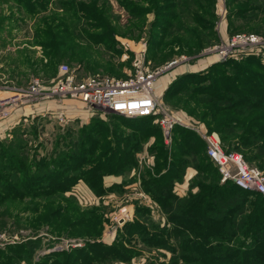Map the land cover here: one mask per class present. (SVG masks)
<instances>
[{
    "label": "rangeland",
    "instance_id": "obj_1",
    "mask_svg": "<svg viewBox=\"0 0 264 264\" xmlns=\"http://www.w3.org/2000/svg\"><path fill=\"white\" fill-rule=\"evenodd\" d=\"M40 1L37 12L33 13L26 10V3L19 6L14 0H0L3 4L0 8V97L26 88L34 78L49 82L57 76L61 65H67L77 78H124L144 65L160 70L155 82L160 109L171 112L181 123L165 141L158 127V132L143 139L132 134L129 123L88 111L79 102L66 103L65 119L56 117L53 111L58 107L51 102L10 109L7 117L0 118V143L5 146L12 142V150L21 147L18 158H24V154L36 161L42 157H58L61 147L67 145L70 149L85 136L96 148L76 154L82 158L97 157L102 170L93 175L95 181L90 186L86 180H76V176L70 180L68 190L61 193L54 189L38 194L45 187L21 186L20 180L14 182V191H17L13 193L0 184V190L4 191L0 195V233L10 239L0 245V264H170V258L175 255L173 248L178 251L177 238L162 240L159 238L162 232L154 230L157 227L152 225L163 224L165 213L144 191L141 177L153 174L161 177L176 159L183 160L173 146L179 141L182 143L184 131L197 136L195 144L199 140L203 142V133L218 134L213 128L217 119H212L217 112L210 117L206 115L210 105L203 97L215 91L232 94L238 90L243 100L258 96L260 105L253 107L264 109V85L260 83L264 72L250 59L242 65L249 74H241L234 70L236 65L227 63L237 58L240 62L245 54L262 55L264 44L231 46V43L236 35H254L264 40V0H213L208 11L213 17L204 15L213 23L211 29L202 28V22L189 9L178 18L180 21L172 30L168 26L170 18L165 17L153 31H150L155 20L153 12L140 19L129 14L120 0H81L84 9L96 17L81 19L79 23L68 16L74 11L76 0H67V15L59 1ZM63 17L69 18L66 21L70 29L67 32L72 33L69 36L62 35L63 26L57 25ZM198 39L203 40L200 43ZM60 42H64L58 48L62 50L60 56L51 61L46 54L52 49H44L43 43L58 45ZM220 62L223 64L215 66ZM191 73L201 78L188 79ZM218 73L227 75L225 80H237L236 85L230 87L225 80L215 79ZM247 88L251 89L246 91ZM145 117L156 125L153 116L135 118ZM190 143L194 144L193 138ZM18 144L20 147H16ZM112 145H120L116 149L123 153L116 161L111 156ZM125 145L134 146L132 157ZM160 146L168 153V166L162 173L155 170L160 163L157 158L164 155L158 151ZM126 157L134 165L131 170L123 167ZM251 163L258 164L253 160ZM3 164L0 161V170ZM112 165L116 173L104 172ZM194 174V168L186 170L178 191L174 190L179 193L176 194L183 196L188 179ZM203 174L211 176L212 171ZM27 188L31 191L27 192ZM135 207L146 208L145 221H142L153 234L150 241L142 242L135 234L132 236L136 231L124 225L127 221L135 222L138 217Z\"/></svg>",
    "mask_w": 264,
    "mask_h": 264
},
{
    "label": "trees",
    "instance_id": "obj_2",
    "mask_svg": "<svg viewBox=\"0 0 264 264\" xmlns=\"http://www.w3.org/2000/svg\"><path fill=\"white\" fill-rule=\"evenodd\" d=\"M14 1L19 6L26 3V10L29 12L32 10L33 13L37 12L36 6L42 3L40 0ZM57 1L60 2L59 4L65 9L67 15L66 8L69 5L67 0ZM119 2L129 11V14L140 19L144 18L148 12H153L155 20L151 23L150 31H153L158 22L161 23L165 17L170 18L168 26H171L170 29L172 30L174 25L179 23L178 18L189 12V9H192L191 11L197 21L202 22V28L211 29L213 27V23L207 19L213 17L208 12L213 6V0H120ZM73 6L74 11L68 15L71 17L70 20L79 23L81 19L96 17L91 15L92 12L84 9L81 0L74 1ZM205 13H208L207 16ZM59 20L60 23L57 25L63 26L60 33L68 36L72 34L67 32L70 30L66 24L69 18L67 20L66 17H63ZM174 21L177 22L174 23ZM202 40L198 39L197 42L201 43ZM63 43L60 42L58 45L56 43H43L44 49H52L50 53L46 54L51 61L60 56L62 50L58 48ZM63 56L70 59V56L66 54ZM261 56L264 54H245V59L242 61L237 62V58L228 60L227 63L236 65L234 70L240 71L241 74H249L243 66L252 60L254 65L264 72V58ZM221 64L223 63H216L215 66ZM189 75L191 76H187L188 79L201 78V75L198 74L191 73ZM214 78L223 81L227 75L218 73ZM206 80L212 82L211 78L206 77ZM224 83L231 87L236 85L237 80H225ZM260 83L264 85V78H262V82L260 80ZM190 87V85L187 86V88ZM243 87L246 88L247 86L243 85ZM224 89L227 87L224 86ZM249 89L251 88H247L246 91ZM238 93H240L238 90L232 94H225V91H215L213 95L203 97L210 105L209 110H206V115L210 117L211 114L217 112V116L212 117L213 121L214 118L217 119L213 122V128L220 136L222 149L226 152L241 154L246 162L257 166L264 174V109L253 107L260 105L258 96L243 100ZM220 113L225 114V116L221 117ZM106 116L110 119H120L124 123H129L132 125L130 127L132 134L143 139H146L150 134H155L153 132L158 129L162 135L160 127L153 124L149 117L127 118L117 114H106ZM135 128L138 130H134ZM176 128V126L173 128V133ZM187 133L186 131L183 132L182 143L179 141L178 145L173 146L178 156L183 157V160L176 159L173 162L174 165L161 177L155 174L141 177L142 188L158 206L163 208L165 213L163 224L160 222L152 225L157 227L154 230L162 232L161 237L159 236L162 240L166 239L165 241H167L168 237L169 239L170 237L177 238L175 246L178 251L173 248L175 255L170 258V264H264V195L241 189L230 181L221 183L217 168L206 155L205 142L199 140V143L195 144L197 136ZM187 135L191 137L189 138ZM192 138L194 144L190 143ZM180 144L181 146H179ZM10 146H12V142L9 145L5 144V146L0 143V161L5 163L2 166L3 169L0 170V184L5 188H10L13 193L17 191H14L15 186L13 184L18 180H20L18 183L21 186L37 184L39 187H45L46 190H40L41 192L38 194L52 192L54 189L58 193L66 192L72 183L70 180L76 176V180H86L90 186V182L95 181L92 179L93 175H97L96 173L102 170V165L97 157L90 159L85 156L82 158L76 154H85L88 149L96 148V145L88 141L85 136L78 141L76 146L73 144L70 149L67 148V145L61 147L58 150L60 151L58 157L55 156L51 159L42 157L39 161L29 159V156L27 155V158L25 154L24 158H18V153L22 151V148L18 144L16 147H20V149L12 150ZM119 146L112 145L113 153L111 156L115 161L118 157L123 156V153L116 149ZM125 147L132 157V153L134 154L135 151L134 146L125 145ZM162 147L160 146L158 151L163 152L164 155L161 156L162 158H157L160 163L155 166V170L158 169L157 171L160 173L168 166L166 159L168 153ZM187 159L191 164L188 163ZM25 160H27L26 163H24ZM252 160L253 162L257 161L258 164L251 163ZM124 162L123 167L128 166L125 169L134 168L129 157H126ZM189 167L194 168L196 174L188 179L187 191L183 196H179V193L176 192L178 193L176 194L174 190L178 191V184L183 182L182 178ZM209 170L212 171V175L204 176L203 172ZM115 171L116 168L112 165L107 166L104 172L113 174L116 173ZM174 175H182V177ZM49 180L56 182L50 183ZM195 188L197 189L196 192L193 191ZM29 191L31 189L27 188V192ZM3 194L4 191L0 190V195ZM145 213L146 208L135 207V214L139 219L136 217L135 222L127 221L124 224L129 227L132 226L133 228L130 230L136 231L132 236L135 234L142 242L150 241L153 237V234L147 230L142 221V219L145 221ZM77 259L79 256L76 257Z\"/></svg>",
    "mask_w": 264,
    "mask_h": 264
},
{
    "label": "built area",
    "instance_id": "obj_3",
    "mask_svg": "<svg viewBox=\"0 0 264 264\" xmlns=\"http://www.w3.org/2000/svg\"><path fill=\"white\" fill-rule=\"evenodd\" d=\"M262 42L264 40L254 35H236L232 38L231 46L238 43L264 44ZM58 71L57 76L49 82L34 78L26 88H19L12 92V95L0 97V118L7 117L9 110L13 108L25 105L33 107L36 104L51 102L58 107L53 111L56 117L65 119L66 103L79 102L88 111L100 112L103 115L117 114L128 118L153 116L165 141L170 139L173 128L181 123L171 112L160 109L155 94L159 69L152 70L143 65L124 78H77L67 65L59 66ZM95 107H99L101 111L95 110ZM71 112L75 110L71 109ZM202 139L205 142L206 155L217 168L221 183L230 181L241 189L264 195V174L257 166L246 162L240 154L224 151L216 132L203 133ZM9 240L4 233H0V245Z\"/></svg>",
    "mask_w": 264,
    "mask_h": 264
},
{
    "label": "water",
    "instance_id": "obj_4",
    "mask_svg": "<svg viewBox=\"0 0 264 264\" xmlns=\"http://www.w3.org/2000/svg\"><path fill=\"white\" fill-rule=\"evenodd\" d=\"M95 110L97 111H101V109L99 107H95Z\"/></svg>",
    "mask_w": 264,
    "mask_h": 264
},
{
    "label": "crops",
    "instance_id": "obj_5",
    "mask_svg": "<svg viewBox=\"0 0 264 264\" xmlns=\"http://www.w3.org/2000/svg\"><path fill=\"white\" fill-rule=\"evenodd\" d=\"M3 6V4H0V8Z\"/></svg>",
    "mask_w": 264,
    "mask_h": 264
}]
</instances>
